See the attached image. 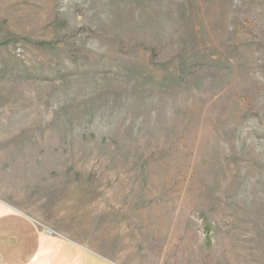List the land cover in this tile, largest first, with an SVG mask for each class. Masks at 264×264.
I'll return each instance as SVG.
<instances>
[{
  "label": "rangeland",
  "instance_id": "374dc122",
  "mask_svg": "<svg viewBox=\"0 0 264 264\" xmlns=\"http://www.w3.org/2000/svg\"><path fill=\"white\" fill-rule=\"evenodd\" d=\"M0 210L103 264H264V0H0Z\"/></svg>",
  "mask_w": 264,
  "mask_h": 264
},
{
  "label": "crops",
  "instance_id": "0c3cea01",
  "mask_svg": "<svg viewBox=\"0 0 264 264\" xmlns=\"http://www.w3.org/2000/svg\"><path fill=\"white\" fill-rule=\"evenodd\" d=\"M44 230L23 212L0 210V264H103L77 244Z\"/></svg>",
  "mask_w": 264,
  "mask_h": 264
},
{
  "label": "built area",
  "instance_id": "2783aa9c",
  "mask_svg": "<svg viewBox=\"0 0 264 264\" xmlns=\"http://www.w3.org/2000/svg\"><path fill=\"white\" fill-rule=\"evenodd\" d=\"M45 233L46 234H48V235H50L51 233H50V231L49 230H47V229H45Z\"/></svg>",
  "mask_w": 264,
  "mask_h": 264
}]
</instances>
